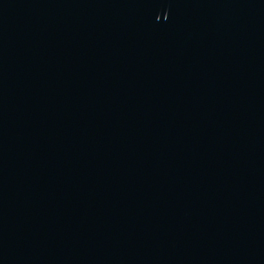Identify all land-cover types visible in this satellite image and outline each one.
Listing matches in <instances>:
<instances>
[{
	"label": "water",
	"instance_id": "water-1",
	"mask_svg": "<svg viewBox=\"0 0 264 264\" xmlns=\"http://www.w3.org/2000/svg\"><path fill=\"white\" fill-rule=\"evenodd\" d=\"M0 264H264V0H0Z\"/></svg>",
	"mask_w": 264,
	"mask_h": 264
}]
</instances>
